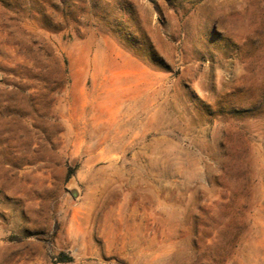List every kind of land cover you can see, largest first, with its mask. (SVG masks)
Here are the masks:
<instances>
[{"label":"rangeland","instance_id":"obj_1","mask_svg":"<svg viewBox=\"0 0 264 264\" xmlns=\"http://www.w3.org/2000/svg\"><path fill=\"white\" fill-rule=\"evenodd\" d=\"M0 264H264V0H0Z\"/></svg>","mask_w":264,"mask_h":264},{"label":"trees","instance_id":"obj_2","mask_svg":"<svg viewBox=\"0 0 264 264\" xmlns=\"http://www.w3.org/2000/svg\"><path fill=\"white\" fill-rule=\"evenodd\" d=\"M62 256H65V255H62Z\"/></svg>","mask_w":264,"mask_h":264}]
</instances>
